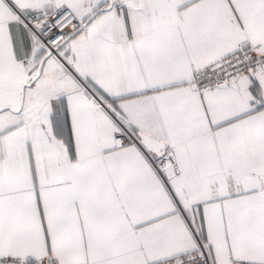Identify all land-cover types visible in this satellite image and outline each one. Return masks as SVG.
Segmentation results:
<instances>
[{"label":"snow or ice","instance_id":"1","mask_svg":"<svg viewBox=\"0 0 264 264\" xmlns=\"http://www.w3.org/2000/svg\"><path fill=\"white\" fill-rule=\"evenodd\" d=\"M0 264H264V0H0Z\"/></svg>","mask_w":264,"mask_h":264}]
</instances>
